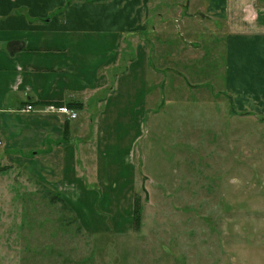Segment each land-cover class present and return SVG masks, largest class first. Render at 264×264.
Listing matches in <instances>:
<instances>
[{
	"label": "rangeland",
	"instance_id": "obj_1",
	"mask_svg": "<svg viewBox=\"0 0 264 264\" xmlns=\"http://www.w3.org/2000/svg\"><path fill=\"white\" fill-rule=\"evenodd\" d=\"M153 1L134 155L141 230L125 201L93 207L106 229L87 232L37 182L2 171L0 149V264H264V110L226 93L220 19L199 0Z\"/></svg>",
	"mask_w": 264,
	"mask_h": 264
},
{
	"label": "crops",
	"instance_id": "obj_2",
	"mask_svg": "<svg viewBox=\"0 0 264 264\" xmlns=\"http://www.w3.org/2000/svg\"><path fill=\"white\" fill-rule=\"evenodd\" d=\"M68 2L0 0V149L6 166L60 193L82 227L97 233L106 228L93 207L126 201L133 218L149 86L145 32L158 4ZM199 5L225 25L224 87L234 106L264 110V0ZM73 102L83 104L74 120L25 112Z\"/></svg>",
	"mask_w": 264,
	"mask_h": 264
},
{
	"label": "trees",
	"instance_id": "obj_3",
	"mask_svg": "<svg viewBox=\"0 0 264 264\" xmlns=\"http://www.w3.org/2000/svg\"><path fill=\"white\" fill-rule=\"evenodd\" d=\"M81 1H84L86 3H97V2H103V1H109V0H81ZM72 2H74V0H69L68 4H71ZM42 106H46V105H42ZM59 106H63V104H60ZM66 106H68L70 109H73V110H77V109H82L83 108V104L79 103V102L69 103V104H66ZM66 131H68V128H66ZM65 137H67V136L65 135ZM10 168H12V167L5 166L1 170L3 171V170L10 169ZM42 188H43V190L47 191L46 194L50 198H53L52 200H50L51 203L53 202V204H54V203L58 202V203L61 204V206L65 210H68V211L73 213L72 209H70L66 205V203H65V201L62 198L60 193H56V192L50 191L46 187H42ZM141 227H142V212H141V208H140L139 196H137V194H136L135 195V201H134V209H133V228H134V231L139 232L141 230Z\"/></svg>",
	"mask_w": 264,
	"mask_h": 264
},
{
	"label": "built area",
	"instance_id": "obj_4",
	"mask_svg": "<svg viewBox=\"0 0 264 264\" xmlns=\"http://www.w3.org/2000/svg\"><path fill=\"white\" fill-rule=\"evenodd\" d=\"M25 112H39V113L66 115L72 120L78 118V113L75 110L70 109L68 106H59L55 104H49L43 108H35L32 105H28L25 109Z\"/></svg>",
	"mask_w": 264,
	"mask_h": 264
}]
</instances>
